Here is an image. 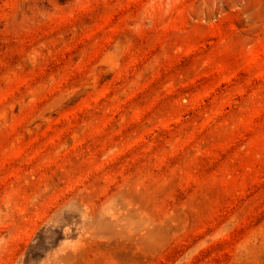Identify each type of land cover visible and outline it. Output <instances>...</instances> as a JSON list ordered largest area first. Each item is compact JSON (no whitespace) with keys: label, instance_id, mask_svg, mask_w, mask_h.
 <instances>
[{"label":"rangeland","instance_id":"rangeland-1","mask_svg":"<svg viewBox=\"0 0 264 264\" xmlns=\"http://www.w3.org/2000/svg\"><path fill=\"white\" fill-rule=\"evenodd\" d=\"M0 264H264V0H0Z\"/></svg>","mask_w":264,"mask_h":264}]
</instances>
